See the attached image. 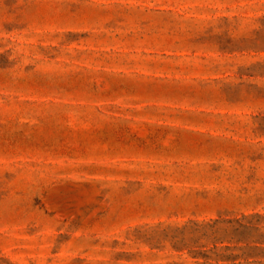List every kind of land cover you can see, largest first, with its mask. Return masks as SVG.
Returning <instances> with one entry per match:
<instances>
[{
	"label": "rangeland",
	"instance_id": "rangeland-1",
	"mask_svg": "<svg viewBox=\"0 0 264 264\" xmlns=\"http://www.w3.org/2000/svg\"><path fill=\"white\" fill-rule=\"evenodd\" d=\"M0 264H264V0H0Z\"/></svg>",
	"mask_w": 264,
	"mask_h": 264
}]
</instances>
